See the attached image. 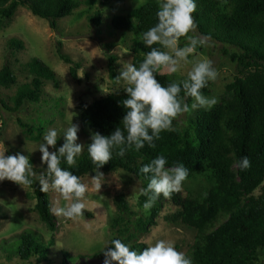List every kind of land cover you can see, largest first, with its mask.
<instances>
[{"label": "trees", "instance_id": "1", "mask_svg": "<svg viewBox=\"0 0 264 264\" xmlns=\"http://www.w3.org/2000/svg\"><path fill=\"white\" fill-rule=\"evenodd\" d=\"M82 1L0 0V21L11 20L20 7H25L33 15L48 21L53 30H58L59 20L73 15L80 9ZM95 1L87 2L93 6ZM195 3L197 8L193 16L199 34L237 50L231 53L223 50L224 55L236 65L237 75L226 85L220 101L211 109H199L186 129L178 128L181 115L173 121L172 131H164L160 139L154 140V148L145 143L142 149H130L124 157L117 156L114 151L112 160L99 169L103 174L121 169L141 181L143 188L147 187L151 173H141L140 168L159 155L166 158V168L182 164L188 169L183 190L173 193L170 199L161 196L145 218L138 217L131 210L125 192H118L114 197L117 214L110 224L116 232L112 240L120 239L131 250L142 251L149 245L139 241L140 234L149 232L163 203L169 201L176 211L168 220L196 231L188 254L192 264H256L264 250V0H195ZM157 11L158 0H145L127 15L112 19L114 31H119L123 37L133 36L128 50L133 56L132 63L137 67L151 50L145 47L141 37L144 31L158 23ZM87 20L94 26H100L103 22L101 11L97 10ZM99 40L107 54L109 77L116 83L118 60L111 53L116 44ZM185 41V38L180 40L181 43ZM8 45L11 49H25V42L18 38L9 39ZM153 47L167 51L159 44ZM58 54L62 61L71 65L72 78L79 80L77 71L80 64L63 54L60 47ZM23 68L32 79L30 83L21 85L9 63L0 69V89L17 87L15 96L11 98L12 105L0 99L1 106L10 113H18L26 102L39 103L46 83L58 84L57 73L41 59L33 58ZM156 76L165 87L175 82L159 70ZM201 91L203 96L210 95V81ZM180 95L183 97V91ZM127 98L124 89L89 105L80 104L82 130L110 135L117 127L122 128L121 121L126 114L122 101ZM186 102L191 106L193 100L188 98ZM18 123L30 137L36 139L42 134L41 127L35 129L21 119ZM35 132L38 137L34 136ZM63 142L57 141L56 149ZM90 143L91 139L87 145ZM243 157H248L251 162L247 170L239 167ZM61 167L80 177L81 182L82 178L95 175V165L88 155L87 146L85 152L76 158L75 166L69 167L62 160ZM45 168L46 165L43 171ZM28 188L36 201L34 209L52 237L45 241L34 231L23 232L10 259L17 257L23 262L31 259L38 263L49 262L50 248L55 243L57 217L51 211L50 193H42L35 179ZM146 199L141 195L142 204ZM84 215L91 217L86 210ZM132 227L134 232L131 233ZM111 241L106 247H111ZM106 247L92 258L105 260L102 251ZM82 258L86 257L78 259L81 261ZM77 260L63 252L61 264Z\"/></svg>", "mask_w": 264, "mask_h": 264}, {"label": "rangeland", "instance_id": "2", "mask_svg": "<svg viewBox=\"0 0 264 264\" xmlns=\"http://www.w3.org/2000/svg\"><path fill=\"white\" fill-rule=\"evenodd\" d=\"M83 0L79 10L73 15L59 20V29L53 30L48 21L39 18L25 7H20L11 20L0 21V69L10 64L17 76L19 85L30 83L32 77L24 70L23 66L33 58L44 61L57 73L58 84L46 83L44 93L39 103L26 102L18 113H10L0 104V152L6 151L15 155L20 153L29 158L37 175L43 171L41 163L42 153L39 145L43 142V136L47 130L54 128L58 132V141H64L63 135L71 123L79 125L77 143L84 145L85 152L87 142L90 140L91 132L82 130L79 117L80 104L89 105L95 100L106 97L110 94H119L126 85L123 81H113L109 77L107 54L100 46V40L107 43H115L111 53L117 56L118 75L124 62L132 63L133 56L128 50L132 41V35L123 37L119 31L112 28V19L118 15H127L129 11L145 0H96L93 6ZM97 10L101 11L102 23L94 26L89 23L87 17L93 15ZM192 36L201 37L195 30L190 33ZM18 38L25 42V49H11L8 40ZM125 41V44L123 43ZM187 41L179 46H185ZM60 43V46H59ZM61 48L63 54L69 55L74 63L80 64L78 69L79 80H74L70 74L69 64L62 61L58 54ZM227 49L230 53L237 52L231 46L218 43L209 39L204 46H198L195 53L191 54L190 61L197 59H208L219 75L213 82L210 81L211 93L206 98H217L218 102L225 90L226 85L231 83L237 75L236 65L233 64L223 53ZM192 64L181 62L178 72L168 74L175 82L187 78V72ZM17 87L0 89V99L11 104V98L16 94ZM195 109L183 114L178 119V128L184 130L188 127L191 118H194ZM205 109V108H204ZM33 126L35 129L42 128V134L38 137L30 135L19 125L18 120ZM56 149L49 148V151ZM90 175L82 178V182L89 185V191L85 194L86 212L91 215H84L82 219L73 222L63 217H57V231L55 243L50 248L49 262L38 263L36 259L23 262L11 255L19 246V235L25 231H34L40 234L45 241L51 239L52 234L45 224L40 220L34 209L36 201L30 196L28 186L11 182H0V264H61L63 252L68 253L76 260L81 261L69 264H104V260L92 258L101 251L112 240L116 232L110 227L112 220L116 217L114 205L115 195L123 191L126 193L129 206L138 217L147 215L143 210L140 201L143 185L131 174L118 170L110 174H103L102 186L99 192L92 190ZM184 183V182H183ZM184 186V184H183ZM196 185L194 184L193 187ZM183 190V187H182ZM52 202L57 200L55 193L49 191ZM64 201H59L60 206ZM176 208L165 201L160 214L151 225L147 234H140L139 241L146 244H154L158 239L171 241L177 251L184 252L187 256L196 237V231L189 229L177 222L168 220ZM134 228H131V233ZM256 264H264V250L259 254V261Z\"/></svg>", "mask_w": 264, "mask_h": 264}, {"label": "clouds", "instance_id": "3", "mask_svg": "<svg viewBox=\"0 0 264 264\" xmlns=\"http://www.w3.org/2000/svg\"><path fill=\"white\" fill-rule=\"evenodd\" d=\"M196 8L195 0H158V23L144 31L141 37L145 47L151 50L138 67L130 61L124 62L120 75L116 77L117 81L126 85L124 89L128 96L122 101L126 109L122 128L117 127L110 135L94 132L90 136L87 152L95 165V175L91 177L92 190L100 191L103 173L99 169L112 160L114 151L117 156L124 157L130 149L139 151L145 143L154 148V140L160 139L162 132L173 130L175 119L198 108L211 109L218 103L217 98H206L201 91L219 75L212 61L188 59L198 46L206 45L210 39L190 35L197 28L193 16ZM181 38L187 41L183 47L179 46ZM155 44L167 51L153 47ZM181 62L192 64L187 78L163 86L156 78L157 71L174 74L180 69ZM188 98L193 100L191 106L186 102ZM78 131L79 125L71 123L64 132L63 144L56 149L58 132L54 128L47 130L38 148L42 153L41 163L46 168L38 175L27 156L0 152V182L7 180L23 187L31 186L35 179L42 193L51 191L56 194L57 200L51 208L53 215L73 222L82 219L87 208L84 198L90 190L89 185L61 167L62 160L69 167L75 166L76 158L84 150V145L77 143ZM49 148L56 150L49 151ZM166 164V158L159 155L140 168L141 173H151L147 187L140 192L147 197L143 204L146 213L161 196L170 199L173 193H179L188 177V169L182 164L171 168H166ZM239 167L241 170L251 167L248 157L241 159ZM61 200L65 202L63 206L59 204ZM102 252L104 264H192L190 257L177 251L171 241L164 239L156 240L139 252L131 250L120 239H113L111 247Z\"/></svg>", "mask_w": 264, "mask_h": 264}]
</instances>
